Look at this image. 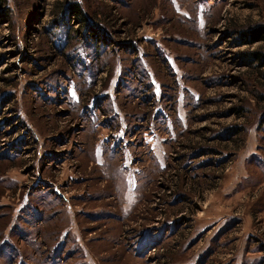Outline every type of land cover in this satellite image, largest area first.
<instances>
[{
    "label": "rangeland",
    "instance_id": "374dc122",
    "mask_svg": "<svg viewBox=\"0 0 264 264\" xmlns=\"http://www.w3.org/2000/svg\"><path fill=\"white\" fill-rule=\"evenodd\" d=\"M61 3L0 9V264H264V0Z\"/></svg>",
    "mask_w": 264,
    "mask_h": 264
},
{
    "label": "trees",
    "instance_id": "16d2710c",
    "mask_svg": "<svg viewBox=\"0 0 264 264\" xmlns=\"http://www.w3.org/2000/svg\"><path fill=\"white\" fill-rule=\"evenodd\" d=\"M62 1L61 5H63L64 2L69 1L72 2L74 0H57ZM8 0H0V9L1 11H5L7 8ZM59 6L61 9L60 11V19H66L69 16H72L73 19H83V15L80 11L79 5L77 3H70L66 5L64 9H62V6ZM59 12V11H58ZM241 38L244 40V42L249 43H264V27L255 28L248 30L244 33H242ZM241 58L245 61L247 66L252 67V63L254 65H257L259 68H264V54L263 53H244L241 54Z\"/></svg>",
    "mask_w": 264,
    "mask_h": 264
},
{
    "label": "flooded vegetation",
    "instance_id": "af4514ba",
    "mask_svg": "<svg viewBox=\"0 0 264 264\" xmlns=\"http://www.w3.org/2000/svg\"><path fill=\"white\" fill-rule=\"evenodd\" d=\"M108 139H109V138H108ZM109 140H110V139H109ZM112 140H113V139H112ZM110 141H111V140H110ZM40 182H41V181H40ZM42 185H43V186H45V183H44V184L42 183ZM53 185H55V184H53ZM45 187H46V189H45V190H49V189H47V188H48L47 186H45ZM50 189H54V190H56V188H55V187H54V188L52 187V188H50ZM59 189H60V188H59ZM60 190H61V189H60ZM63 197H64V196H63Z\"/></svg>",
    "mask_w": 264,
    "mask_h": 264
}]
</instances>
